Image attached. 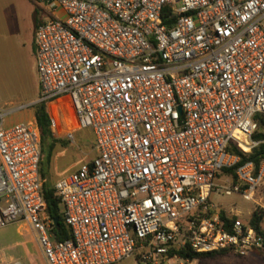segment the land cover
<instances>
[{
  "label": "built area",
  "instance_id": "2783aa9c",
  "mask_svg": "<svg viewBox=\"0 0 264 264\" xmlns=\"http://www.w3.org/2000/svg\"><path fill=\"white\" fill-rule=\"evenodd\" d=\"M39 102L68 100L95 158L54 185L72 237L56 241L34 120L0 108V226L24 224L47 264H170L179 251L264 253V233L210 202L264 115V0H45ZM38 102V103H39ZM256 202L264 161L226 177ZM225 212L227 220L222 218ZM235 218V219H234ZM196 260V259H195ZM11 264H23L19 261Z\"/></svg>",
  "mask_w": 264,
  "mask_h": 264
},
{
  "label": "rangeland",
  "instance_id": "374dc122",
  "mask_svg": "<svg viewBox=\"0 0 264 264\" xmlns=\"http://www.w3.org/2000/svg\"><path fill=\"white\" fill-rule=\"evenodd\" d=\"M30 6L29 0H0V108L15 110L21 105H34L29 109L14 112L6 120L7 124L32 119L30 112L37 104H32V101L39 98L35 88L38 78L37 59L27 18ZM52 109L49 107L53 133L56 138L67 144L65 147H56L50 166L46 161L48 150L47 147L44 148L42 170L50 187L61 178L77 171L86 162H90L96 155L93 133L89 129H79L73 117L68 116L70 119H67ZM226 179L224 175L217 179V188L210 197V202L217 210L240 213L244 222L250 221L254 211H264V184L256 202H251L237 193L226 195L223 189L227 184ZM229 179L232 181L231 177ZM25 231H28V228L24 224L0 226V264L17 261L23 264L39 263L32 245L26 242L28 235ZM137 259L138 257L134 256L118 264H137ZM170 264L188 263L176 261ZM192 264H264V259L259 254L249 253L242 257L229 253L211 259H196Z\"/></svg>",
  "mask_w": 264,
  "mask_h": 264
},
{
  "label": "trees",
  "instance_id": "16d2710c",
  "mask_svg": "<svg viewBox=\"0 0 264 264\" xmlns=\"http://www.w3.org/2000/svg\"><path fill=\"white\" fill-rule=\"evenodd\" d=\"M39 24L40 23L36 24V28L38 27ZM34 112L42 142V159L40 163V173L42 179L44 180L43 197L47 205L46 211L48 216L52 220H54L55 218H59V228L56 229L54 226L52 232L54 239L56 241H64L70 239L72 237V233L70 228L67 226L65 222L64 209L61 200L55 196L54 186L50 187L46 183L42 166L44 164L43 153L45 147H47L48 150L46 161L50 166L52 162L53 152L56 149V147L57 146L65 147L67 143L59 138H56L53 133V120L49 112L47 102L37 103L34 107ZM255 121L258 123L259 130L253 135V140L259 142V145L256 148H254L250 154H246L239 148L234 147L232 145L230 151L235 155H237L238 157H240L241 159L240 163L234 168L222 170L219 173L218 178H220L222 175H224L225 177L230 176L232 181L235 182V170L238 167L244 165L245 163L252 162L257 170L260 164L264 161V115L257 114L255 116ZM221 215L223 219L225 220L228 219L225 212H222ZM263 220H264V211L256 210L252 213L249 222L257 231L263 232L261 227ZM178 253L182 259H189V260H195V259L205 260V259H211L217 256H225L229 254V252L226 251L199 254L189 249H182ZM259 254L264 259V253L260 252Z\"/></svg>",
  "mask_w": 264,
  "mask_h": 264
},
{
  "label": "crops",
  "instance_id": "0c3cea01",
  "mask_svg": "<svg viewBox=\"0 0 264 264\" xmlns=\"http://www.w3.org/2000/svg\"><path fill=\"white\" fill-rule=\"evenodd\" d=\"M29 1L31 2V6H30L31 8L27 12V18H28V21H29L30 31L32 32L33 39H34L33 40V48H34V51H35L36 24L37 23H41L43 21L44 10L42 9V7L40 5L42 1H40V2L39 1H35V0H29ZM35 88L38 91L39 98L36 99V100H34V101H32V104L38 103L39 100H40L41 88H40L39 78H37V82H36ZM49 107H51V109L53 107L52 110H54V111L56 110L57 113L61 114L63 117L65 116V118H67V119H70L72 117V114H71V112L69 111V108H68V100L65 97H61V98H58V99H55V100L51 101L48 104V108ZM30 118H32V120H34L36 122L34 109L30 112ZM29 120H31V119H29ZM86 163H89V162H86ZM239 215H240V213H239ZM261 227H262V231L264 233V220H263V222L261 224ZM25 232L28 235V238H27V241L26 242L27 243H30L32 245V250L34 251V253L36 254V256H37V258L39 260L38 261L39 263H37V262L35 263L34 262V263H30V264H47L46 263V260H45V258L43 256V253L41 251V248L38 245V243L36 241V238H35V235L32 232V230L28 228V231H25ZM251 253H253V254H259L260 252L259 251H252Z\"/></svg>",
  "mask_w": 264,
  "mask_h": 264
},
{
  "label": "water",
  "instance_id": "95a60500",
  "mask_svg": "<svg viewBox=\"0 0 264 264\" xmlns=\"http://www.w3.org/2000/svg\"><path fill=\"white\" fill-rule=\"evenodd\" d=\"M53 223H54L55 228L58 229L59 228V218H55L53 220Z\"/></svg>",
  "mask_w": 264,
  "mask_h": 264
}]
</instances>
